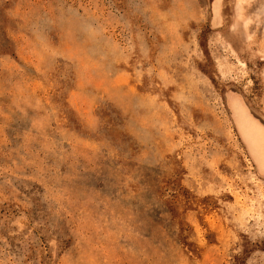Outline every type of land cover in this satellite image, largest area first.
<instances>
[{
    "label": "rangeland",
    "instance_id": "1",
    "mask_svg": "<svg viewBox=\"0 0 264 264\" xmlns=\"http://www.w3.org/2000/svg\"><path fill=\"white\" fill-rule=\"evenodd\" d=\"M0 264H264V0H0Z\"/></svg>",
    "mask_w": 264,
    "mask_h": 264
}]
</instances>
